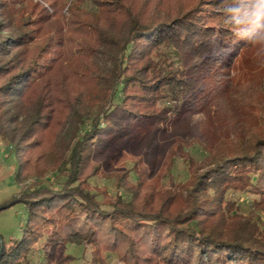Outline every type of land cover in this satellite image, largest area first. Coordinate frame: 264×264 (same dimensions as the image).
<instances>
[{"label":"trees","instance_id":"16d2710c","mask_svg":"<svg viewBox=\"0 0 264 264\" xmlns=\"http://www.w3.org/2000/svg\"><path fill=\"white\" fill-rule=\"evenodd\" d=\"M87 3L90 9L84 8ZM163 3L72 0L68 15L53 5L58 36L46 43L58 51L49 63L18 51L33 44L30 34L7 36L10 28L0 24V79L7 78L0 84V135L17 151L37 128L43 135L54 125L67 141L49 165L65 176L60 189L42 186L0 204L2 211L21 202L27 211L18 242L0 244V264H26L33 244L44 237L35 227L41 212L59 218L45 244L47 264H71L75 256L63 251L84 243L92 246L95 264L104 263V250L121 254L126 264H264V229L234 213L238 207L227 198L230 191L251 192L262 199L257 205H264V133L231 147L207 148L208 167L190 166L186 182L151 200L144 194L100 199L88 186L98 174L95 158L131 134L127 123L152 128L161 100L174 104L165 112L189 120L190 94L206 95L199 85L206 80L202 72L229 68L215 58L216 51L231 49L234 55L256 46V17L264 15L259 0H210L198 11L180 7L175 14ZM52 22L50 17L44 23ZM50 112L54 117L47 126L43 120ZM62 119L68 129L56 127ZM164 132L153 131L148 144L158 148L166 137L182 135L178 127ZM52 140L44 138L36 147L45 145L49 153ZM18 155L14 152L20 177L25 164Z\"/></svg>","mask_w":264,"mask_h":264},{"label":"rangeland","instance_id":"374dc122","mask_svg":"<svg viewBox=\"0 0 264 264\" xmlns=\"http://www.w3.org/2000/svg\"><path fill=\"white\" fill-rule=\"evenodd\" d=\"M71 2L72 0H0V24L4 29L10 28L4 35L30 34L34 39L33 44L18 51H23L24 54H28L29 51V54L36 56L38 61L49 63L58 51L46 43L49 37L58 36L55 29L59 22L53 14L55 13L53 5H58L62 13L68 15ZM209 2L210 0H164L162 7L175 14L180 7H185V10L196 7L195 10L198 11ZM262 5L264 10V4ZM84 8L90 9L91 6L87 3ZM201 9L211 11L212 8ZM50 17H53V22L44 23ZM230 51L231 49H219L215 55L216 59L226 60L229 68L223 70L222 66H219L217 69L202 72L206 80L201 81L199 85L206 95L200 98V91L190 94L194 106L191 110L192 115L187 116L189 117L187 125L186 118L182 115L170 110L165 112L163 109L174 104L161 100L155 107V110L159 111V120L152 128H148V131L145 129V132L137 123H127L126 126L132 129L131 134L118 141L111 149L101 151L102 154L95 158L97 167L99 166L98 174L88 179V186L92 191L101 194L100 199H103L105 194L126 200L133 195L138 198L140 194H144V200L147 197L151 200L157 193L174 190L176 184L186 182L190 178V166L194 164L202 166L200 171L208 167L207 148L213 149L221 144L231 147L237 142L248 141L253 133H257L258 137L263 135L264 47L258 48L256 44L253 49L236 51L234 55H231ZM212 61L205 63L211 66L214 62ZM6 79H0V84ZM48 111L45 109L44 113ZM53 117L54 113L50 112L47 121L43 120L48 123L47 126L52 123ZM58 123L56 127L65 125L66 129L69 128L68 122L64 119ZM176 127L182 133L180 139L170 140L166 137L158 148L154 147L153 143L148 144L150 135L156 129L162 128L170 135L175 132ZM37 129L31 139L18 145L17 151L0 135V204L38 187L60 189L65 181L64 175L49 168L56 160L59 145L67 142L65 132L58 131L59 128H55L54 125L46 132L43 131V135H40L42 127ZM49 136L53 137V146L49 153H45V145L36 147V144ZM14 152H18L20 160L25 164V170L20 177L17 176L18 164ZM227 198L238 207L234 213L250 217L252 222H256L264 229V205H257L262 199L251 192L233 191L228 193ZM26 214V205L21 202L0 211V244L10 247L18 242L25 225ZM41 217L42 220L35 224V227L37 232L44 234V237L33 244L32 251L28 252L22 261L26 264L48 263V250L45 249V244L48 236L57 229L55 223L59 218L54 212H41ZM92 249V246L85 243L69 244L63 253L75 256L71 264H95L91 262ZM103 255L105 261L100 264H126L122 261L121 254L117 252L110 253L104 250Z\"/></svg>","mask_w":264,"mask_h":264},{"label":"clouds","instance_id":"9594fccd","mask_svg":"<svg viewBox=\"0 0 264 264\" xmlns=\"http://www.w3.org/2000/svg\"><path fill=\"white\" fill-rule=\"evenodd\" d=\"M261 4H264V0H259ZM256 27L260 32V35L257 37L255 43L259 47H264V15L256 17Z\"/></svg>","mask_w":264,"mask_h":264}]
</instances>
